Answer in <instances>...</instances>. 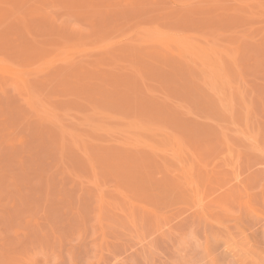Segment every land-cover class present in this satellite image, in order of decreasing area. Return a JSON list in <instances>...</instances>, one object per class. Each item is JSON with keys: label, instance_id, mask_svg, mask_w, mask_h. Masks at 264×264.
Wrapping results in <instances>:
<instances>
[{"label": "rangeland", "instance_id": "rangeland-1", "mask_svg": "<svg viewBox=\"0 0 264 264\" xmlns=\"http://www.w3.org/2000/svg\"><path fill=\"white\" fill-rule=\"evenodd\" d=\"M254 260L264 0H0V264Z\"/></svg>", "mask_w": 264, "mask_h": 264}, {"label": "clouds", "instance_id": "clouds-1", "mask_svg": "<svg viewBox=\"0 0 264 264\" xmlns=\"http://www.w3.org/2000/svg\"><path fill=\"white\" fill-rule=\"evenodd\" d=\"M189 243H192V241H189ZM253 264H259V262L256 261V260H254V261H253Z\"/></svg>", "mask_w": 264, "mask_h": 264}]
</instances>
